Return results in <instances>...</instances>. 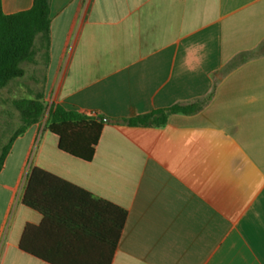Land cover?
Returning a JSON list of instances; mask_svg holds the SVG:
<instances>
[{"label": "crops", "instance_id": "1", "mask_svg": "<svg viewBox=\"0 0 264 264\" xmlns=\"http://www.w3.org/2000/svg\"><path fill=\"white\" fill-rule=\"evenodd\" d=\"M33 4L2 0L7 15ZM50 13L21 78L38 94L23 99L106 124L91 162L63 153L45 121L14 140L0 264H264V0H51ZM173 106L192 110L113 122ZM34 168L71 185L35 182L40 210L23 203Z\"/></svg>", "mask_w": 264, "mask_h": 264}, {"label": "trees", "instance_id": "2", "mask_svg": "<svg viewBox=\"0 0 264 264\" xmlns=\"http://www.w3.org/2000/svg\"><path fill=\"white\" fill-rule=\"evenodd\" d=\"M50 5L51 0H34L30 10L7 15L3 11L2 0H0V91L12 81L24 77L23 66L33 59L36 39L40 36L49 42L51 31ZM15 104L20 113L22 125L16 132L13 142L17 137L24 134L29 127L45 120L44 129L58 137L59 149L63 153L84 162L93 161L106 124L104 116L96 117L76 110H68L55 103L49 107L43 95L33 99L17 100ZM191 110L189 107L173 106L135 118L114 120L113 122L129 127H157L165 125L170 115L189 113ZM9 150L10 148L5 150L0 157V171ZM38 181L71 186L53 174L38 168L32 169L23 203L34 210H40V206L31 197L30 191L34 183ZM79 190L85 196H90L88 192ZM119 214L117 232H115L116 242L121 237L128 216V213L121 209ZM115 245L112 243L113 249ZM21 247L24 250L23 244Z\"/></svg>", "mask_w": 264, "mask_h": 264}, {"label": "rangeland", "instance_id": "3", "mask_svg": "<svg viewBox=\"0 0 264 264\" xmlns=\"http://www.w3.org/2000/svg\"><path fill=\"white\" fill-rule=\"evenodd\" d=\"M39 80L40 82H42L41 77L39 78ZM28 81L29 80L27 79H16L12 81L13 83H11L8 88L6 87L2 91H0V157L5 150L11 148V145L13 144V138L22 125L20 113L16 108L15 100H21L28 96L32 97L38 94L37 90L28 86ZM42 88L43 87L41 83L40 89ZM29 90L33 91L30 92ZM51 101L52 99L50 98L47 103L49 104ZM37 146L38 143L36 144L28 162L29 168L31 165H33V163L36 162ZM11 220L12 216L9 219V223L7 224L6 232L8 226L11 223Z\"/></svg>", "mask_w": 264, "mask_h": 264}]
</instances>
